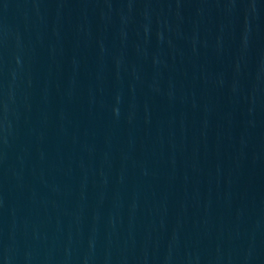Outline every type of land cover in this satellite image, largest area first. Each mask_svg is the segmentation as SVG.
<instances>
[{"label":"water","instance_id":"water-1","mask_svg":"<svg viewBox=\"0 0 264 264\" xmlns=\"http://www.w3.org/2000/svg\"><path fill=\"white\" fill-rule=\"evenodd\" d=\"M0 264H264V0H0Z\"/></svg>","mask_w":264,"mask_h":264}]
</instances>
